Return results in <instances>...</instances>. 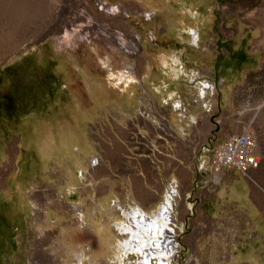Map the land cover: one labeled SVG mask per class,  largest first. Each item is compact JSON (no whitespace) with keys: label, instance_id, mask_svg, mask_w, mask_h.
I'll return each mask as SVG.
<instances>
[{"label":"rangeland","instance_id":"obj_1","mask_svg":"<svg viewBox=\"0 0 264 264\" xmlns=\"http://www.w3.org/2000/svg\"><path fill=\"white\" fill-rule=\"evenodd\" d=\"M84 2L70 11H45L42 4L28 2V11L0 12L7 15L0 19V39L17 38L23 31L28 38L18 57L0 59V264H119L110 258L109 246L119 232L112 224L117 215L110 214V203L104 211L96 210L94 194L87 187L89 166L95 162L84 150L90 134L115 121L114 106L132 102L143 109L147 101L141 99L143 91L135 90L138 84H187L190 78L181 63L186 55L181 48L186 45L224 58L225 83L251 67L242 58L263 55L254 50L256 42H250L259 34L250 28L256 20L264 21V0ZM144 12L149 19L143 18ZM45 27L48 31L37 35ZM112 29L134 41L133 56L106 35ZM163 57L171 66H164ZM245 72L235 90L227 87L221 92L227 102L217 111L222 117L215 125L220 133L247 126L258 142L261 168L250 175L252 180L233 170L248 184L246 193L253 203L240 196L226 177L222 201L200 196L190 214L183 216L181 211L180 224L173 226L175 250L174 243L169 255L147 249L144 255H129L123 264H147L149 254L151 264L160 259L163 264H238L236 256L264 264V246L233 249L234 236L228 234L224 239L230 248L223 249V237L217 235L223 223L230 230L238 227L244 208L264 214V67ZM59 109L66 113L53 114ZM62 186L63 197L57 195ZM71 190L75 197L80 194V211L71 205ZM117 214L124 218V209ZM165 227L163 236L170 233ZM162 238L168 247L167 236Z\"/></svg>","mask_w":264,"mask_h":264},{"label":"crops","instance_id":"obj_2","mask_svg":"<svg viewBox=\"0 0 264 264\" xmlns=\"http://www.w3.org/2000/svg\"><path fill=\"white\" fill-rule=\"evenodd\" d=\"M84 1L0 0V12L9 10L28 11V2L42 4L41 9L45 11L78 10L82 4H86ZM6 16L5 13H0V19ZM255 23L250 30L257 31L259 34L252 36L250 42H256L254 50L262 51L263 55L260 56L259 53H256L253 56L250 53L248 57L242 58V60L250 62L251 67L247 68L253 73L264 67V21L256 20ZM47 31L48 27H45L37 31V35ZM2 35L6 36L3 32ZM24 36L25 31L17 38L0 39V59L18 57L20 47L28 41V38H24ZM181 51L186 53L184 58H181V63L182 69L187 70L186 77L190 78L188 83L175 82L172 86H168V84L151 86L145 83L138 84L135 90L143 91L141 99L144 102L147 101L145 105H141L143 109H137L140 105L132 102L121 107L114 106L111 113L115 116V121L90 134V140L84 148L89 160L95 157L94 164L91 166L88 164L90 171L87 187L90 193L94 194L96 210L104 211L109 203L120 214L124 209V218L126 215L127 222L132 221L134 224V220L139 218L138 227L135 228L137 233L144 231L145 227H151L153 231L157 229L155 233L158 234L166 230V220L163 217L164 214L161 216L160 212L162 205L170 208L174 216L173 223L178 225L181 222L178 221L181 211L183 216L190 214L194 203L200 196L206 200L212 197L217 202L222 201L223 180L226 177L233 180L232 186L240 196L253 203V200L250 199L251 196L246 193V187L249 188L248 184L241 176L233 172V169H225L218 181H214L209 172L201 170L199 168L200 160H205L207 157L197 148L199 143L207 140L212 130L216 132L214 143L217 144L223 139L226 133H220L215 125L216 121L218 122L217 118L222 117L221 113L217 114L219 109L222 110L223 105L227 102L221 92L225 91L227 87L230 90H235V85L241 83L247 68H244V71L234 73L232 83H225L226 72L222 66L224 58L216 56L214 52H209L205 48L199 49L189 45L182 47ZM239 67L242 68L241 63ZM152 68H154L153 65ZM155 69L158 70L159 68L156 66ZM203 80L212 81L215 85L214 95L207 97L211 104L209 112L203 110L200 101H193L196 95L192 96L197 85ZM131 85L129 86L133 87V84ZM161 90H163L162 94L160 93ZM165 91H167L166 95H164ZM65 103L67 106H72L68 100ZM213 111H216V115ZM52 112L53 114L66 113L63 109H59L58 112L52 110ZM145 112L150 116H146ZM153 112L158 113L160 118L151 115ZM67 113L71 115L70 111ZM117 118H120V121ZM73 120L75 119L73 118ZM82 120L80 117L78 118V121ZM213 184L215 185L213 186ZM212 186L214 193L210 194L209 191ZM69 188L72 189V186ZM72 191L71 205L74 210L80 211V194L75 197V193L73 194ZM57 193L63 197L65 194L64 187H60ZM168 193H171L169 195L172 196V201L166 199ZM116 205L118 207L115 208ZM249 207V209L244 208L240 212L238 227L230 230L224 227V223L221 227L218 226L217 235L223 237V249L230 248L229 243L225 242L224 239V236L228 234L234 236L233 249L251 251L258 243L264 246V214L254 210L251 206ZM111 208L109 205L110 214L117 215L112 224L122 223L124 218ZM132 209L139 211L130 214L128 210L131 212ZM136 214L142 217L143 215L157 214L164 228L149 225L146 218L143 219ZM118 231L114 234L117 238L114 237L109 246L113 245L115 241L123 240L128 235L126 232ZM158 241H155L156 244ZM152 244L154 246L155 243ZM153 248L152 246H142L140 250L145 252L147 249L153 250ZM166 248L168 247L166 246ZM160 250L165 255L169 253L165 251L166 249L162 244ZM156 257L158 258V256ZM159 257L161 258V256ZM158 261L159 264H163L161 259ZM236 261L238 264H251L250 256L246 258L236 256Z\"/></svg>","mask_w":264,"mask_h":264},{"label":"built area","instance_id":"obj_3","mask_svg":"<svg viewBox=\"0 0 264 264\" xmlns=\"http://www.w3.org/2000/svg\"><path fill=\"white\" fill-rule=\"evenodd\" d=\"M109 9L115 11L114 7H110ZM143 18L149 19L150 14L144 12ZM75 25H70L69 29L72 30ZM106 35L113 36L126 55L133 56L135 54L137 50L136 44L133 40H125L124 35L120 30H107ZM214 93L215 85L213 82L203 80L196 87V96L193 98V101H200L203 110L209 112L211 110V104L208 102L207 97ZM144 114L147 115L148 113L145 112ZM157 117L158 119L160 118L159 115H157ZM161 119L164 121L162 117ZM216 123L218 122L216 121ZM215 135V130H212L207 140L203 143H199L197 146L198 150L207 157L205 160H200L199 168L203 171L209 172L214 181L219 180L225 169H233L242 177L252 180L248 174L259 168L261 160L258 152V142L250 129L247 126H238L237 128L228 131L223 139L217 144L214 143ZM169 194L171 193H168L166 199L172 201V196ZM162 209L171 215V219L168 221L167 225L171 230L170 235L172 236L169 237L174 241L175 250L176 243L173 234V226H175L173 223L174 216L169 207L162 205Z\"/></svg>","mask_w":264,"mask_h":264},{"label":"bare ground","instance_id":"obj_4","mask_svg":"<svg viewBox=\"0 0 264 264\" xmlns=\"http://www.w3.org/2000/svg\"><path fill=\"white\" fill-rule=\"evenodd\" d=\"M169 2L171 3V1H169ZM178 22L182 23L183 24V28H184V23L181 20H178ZM175 61L176 60H173V62H175ZM169 62L170 61H169V59L167 57H163L162 63L164 64V66H166V68H167V66H171V64ZM173 69H174V67H173ZM260 166H261V164H260ZM260 166H259L258 169H256L253 172L249 173L248 176L250 177V175L252 173L260 170V168H261ZM160 212H161V216H163V214H164L163 217L165 218L166 222L168 223V221L171 219V215L168 212L163 211V209ZM136 216L140 217L139 214H136ZM125 218H127L126 215H125ZM145 218H146L145 215H143V219H145ZM159 218H160L159 215L153 214V215L148 216L146 218V220L149 222V225L152 224V226L163 227L164 228V226L161 224V219H159ZM124 219H123V222L121 221L122 223H118L115 226H116V228L118 230L128 233V235L126 237H124L125 240L123 238L124 241L122 239H120L119 242H115L116 244L115 243L113 245L111 244L112 245L111 246L112 249H110L113 252V256L110 257V258H113L114 261L118 262L119 264H123L125 262V260H127V258L129 257V255H131V254L144 255L145 253H147V251H145V252L141 251L140 250V247H142V246H146V247L147 246H149V247L152 246L153 247V244L152 243L154 241H156V240L157 241L159 240L157 242L156 246L158 245V248L160 249V247H161L160 245L163 244V238L162 237L166 238V236H167V238H168V242L170 244L168 243V248L167 249H169V247H172L171 246L172 245L171 243H174V241H173V239L171 237H169V236H172V235H170L171 230L168 229L170 231V233H167V234H166V232H164L165 233V236H163L164 234L161 233L162 231L160 232V234L155 233V231L157 229L156 230L154 229V231H153V229L151 227H145L144 231L137 233V231L135 230V228L138 227L137 224H139V218L136 219V220H134V223L136 224V227H132V226H134V224H133L132 221L131 222H127L126 219L125 220ZM166 226H167V224H166ZM123 242L125 243V246H123V244H124ZM163 247H164V249H166L165 245H163ZM158 248L157 249H154L153 248V251L156 252V250H157L158 252L159 251L161 252V250H158ZM150 249H152V248H150ZM167 249L165 251L167 253L169 252L168 253V255H169L171 251H170V249L169 250H167ZM150 255L151 254H149L146 259L149 260L150 259ZM152 255L153 256H158V258H160L159 257L160 256L159 254H152Z\"/></svg>","mask_w":264,"mask_h":264}]
</instances>
